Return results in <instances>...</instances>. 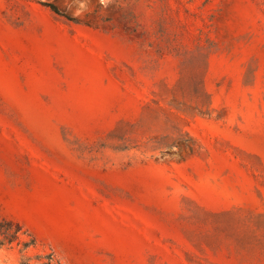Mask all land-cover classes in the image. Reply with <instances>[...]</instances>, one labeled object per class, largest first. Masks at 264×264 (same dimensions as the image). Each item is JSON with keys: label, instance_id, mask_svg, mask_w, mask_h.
<instances>
[{"label": "rangeland", "instance_id": "1", "mask_svg": "<svg viewBox=\"0 0 264 264\" xmlns=\"http://www.w3.org/2000/svg\"><path fill=\"white\" fill-rule=\"evenodd\" d=\"M0 264H264V0H0Z\"/></svg>", "mask_w": 264, "mask_h": 264}]
</instances>
